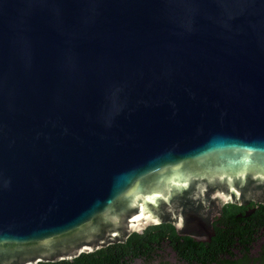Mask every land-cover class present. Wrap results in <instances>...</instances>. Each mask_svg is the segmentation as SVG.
Listing matches in <instances>:
<instances>
[{"label":"water","instance_id":"obj_1","mask_svg":"<svg viewBox=\"0 0 264 264\" xmlns=\"http://www.w3.org/2000/svg\"><path fill=\"white\" fill-rule=\"evenodd\" d=\"M264 203V0H0V264ZM171 261V258L169 259Z\"/></svg>","mask_w":264,"mask_h":264},{"label":"trees","instance_id":"obj_2","mask_svg":"<svg viewBox=\"0 0 264 264\" xmlns=\"http://www.w3.org/2000/svg\"><path fill=\"white\" fill-rule=\"evenodd\" d=\"M161 228L162 226L159 225L153 226L147 231L154 232ZM171 230L173 236L165 233V237L162 239H157L154 234L148 235L147 231L140 234L134 233L125 244L110 245L94 253L82 254L72 261L39 264H132L136 258L155 259L157 251L165 238L172 241L169 246L175 253L178 252L177 243H180V240L173 227H171ZM215 231L216 236L211 243H198L189 237H185L183 249L178 252L181 260L188 264H224L228 262L227 257L232 259L239 255L235 253L239 249L238 246H242L244 250H247L245 241L251 243V240H254L252 234L245 237L244 233L218 227L217 224H215ZM134 245L137 246L136 252L133 250ZM245 254L248 256L249 252L247 251Z\"/></svg>","mask_w":264,"mask_h":264},{"label":"flooded vegetation","instance_id":"obj_3","mask_svg":"<svg viewBox=\"0 0 264 264\" xmlns=\"http://www.w3.org/2000/svg\"><path fill=\"white\" fill-rule=\"evenodd\" d=\"M215 224H217L218 227L244 233L245 237L252 234V237L254 238V240H251V243L245 241L247 250H244L242 246H238L239 249L236 250L235 253L239 255L232 259L227 257L228 262L224 264H264V203L258 204L254 202H246L241 205L227 204L224 206L222 216L214 222V226ZM159 226H162V228L157 231H147L149 230V227L142 233L147 231L148 235L154 234L157 239L165 237V233L173 236V231L171 230V227H173L172 225L162 224ZM175 232L180 240V243H177V249L179 252L183 249L185 237L179 236L176 230ZM171 242L172 241L167 238L162 241L155 259L149 258L144 260L136 258L132 264H188L181 260L178 252L175 253L172 250L169 246ZM133 250L136 252L137 246L134 245ZM247 251L249 252L248 256L245 254ZM170 258L171 261L169 260Z\"/></svg>","mask_w":264,"mask_h":264}]
</instances>
